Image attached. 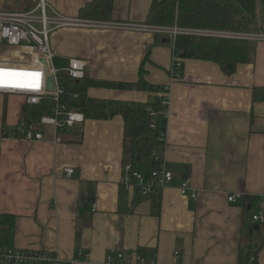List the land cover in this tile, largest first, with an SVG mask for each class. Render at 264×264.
I'll return each instance as SVG.
<instances>
[{"label": "crops", "instance_id": "1", "mask_svg": "<svg viewBox=\"0 0 264 264\" xmlns=\"http://www.w3.org/2000/svg\"><path fill=\"white\" fill-rule=\"evenodd\" d=\"M35 1L0 0V10L24 12ZM90 1L46 0L68 17H78ZM151 1L113 0L111 21L144 23ZM258 22L251 32H259ZM61 32L65 40L54 51L87 60L86 79L133 83L149 51L145 80L169 86L163 160L173 180L161 190L159 217L152 216L149 200L135 204V192L119 185L122 165L130 163L122 154L120 117L86 120L56 134L58 144L46 127L44 142L27 143L3 136L23 107L21 98L1 95L0 214L16 217L13 248L55 254L60 261L52 264H103L118 252L154 264H240L249 248L264 264V224L251 220L264 207V101L252 97L255 88L264 90V42H251L249 62L230 76L212 62L186 59L171 83L172 47L162 38ZM88 93L143 103L160 99L149 89ZM134 166L151 168L148 160ZM66 168L73 170L69 177ZM182 183L197 192L195 199L180 194ZM237 193L240 198L227 202Z\"/></svg>", "mask_w": 264, "mask_h": 264}, {"label": "built area", "instance_id": "2", "mask_svg": "<svg viewBox=\"0 0 264 264\" xmlns=\"http://www.w3.org/2000/svg\"><path fill=\"white\" fill-rule=\"evenodd\" d=\"M75 30L91 33H129L135 35H163L170 40L171 45L177 36L213 37L221 39L242 40L248 42H264V33H238L197 28L156 27L145 23L109 22L79 17H68L58 13L46 0H36L32 8L24 12L0 10V70L8 73L27 75H9L0 77V95L16 96L22 99L23 108L37 107L43 101L50 102L48 115H22L13 129L3 131V136L15 138L27 143H42L45 136L40 127L50 128L53 135L64 133L77 124L85 121L82 113L76 111L64 99L68 93L66 79L78 81L86 79L88 74L87 60L74 55L60 54L51 50L50 36L57 31ZM63 60L65 66L56 68L54 60ZM182 60L172 54L169 67V81L172 83L180 78ZM49 84L51 88H49ZM19 85V86H15ZM169 86L160 92L161 118L166 120L169 102ZM149 129L156 134L159 149H151L149 156L155 167L142 173L131 163L122 165L120 186L125 191H133L143 197L161 191L169 186L173 175L166 168L163 160L165 131L160 130L157 112L149 109ZM53 143H59L56 136ZM73 170L65 169L67 177ZM182 196L195 199L197 192L185 183L179 186ZM240 194L227 196V202L234 203ZM264 198V194H263ZM93 211L95 208H92ZM264 207L259 205L257 213L253 214V223L264 224ZM79 255V253L77 254ZM176 255V254H175ZM244 259L240 264H261L257 256L249 248L243 250ZM132 260V262H131ZM55 254H38L37 252L17 250L15 248H0V264H48L59 262ZM139 255L118 252L107 256L103 264H154Z\"/></svg>", "mask_w": 264, "mask_h": 264}, {"label": "trees", "instance_id": "3", "mask_svg": "<svg viewBox=\"0 0 264 264\" xmlns=\"http://www.w3.org/2000/svg\"><path fill=\"white\" fill-rule=\"evenodd\" d=\"M264 1V0H262ZM257 0H152L144 23L150 25L180 28H197L218 31L248 33L253 29L251 20L255 17ZM113 0H91L78 13L82 19L111 21ZM258 30L264 33V16L258 22ZM154 38H159L156 35ZM172 54L180 60L192 59L216 64L221 71L232 75L237 66L249 62L252 43L242 40L221 39L213 37H191L179 35L171 45ZM149 62V51L145 54L137 71V80L133 83H122L103 79H66L67 95L64 103L83 114L85 120L109 121L120 117L123 123L122 154L133 165L149 161V153L157 148L156 134L149 129V109L160 111V99L155 103L100 99L90 97V89L128 90L162 92L163 87L147 83L146 65ZM253 101H264V90H253ZM50 102L43 101L37 107L23 108L22 113L30 116L48 115ZM158 117L160 130H164L165 121ZM4 121V119H3ZM6 131V130H3ZM60 134V133H58ZM135 204L149 200L151 215L159 217L161 192L157 191L148 197L136 193ZM16 217L0 214V248H13L14 226ZM255 254V253H254ZM256 255V254H255Z\"/></svg>", "mask_w": 264, "mask_h": 264}, {"label": "rangeland", "instance_id": "4", "mask_svg": "<svg viewBox=\"0 0 264 264\" xmlns=\"http://www.w3.org/2000/svg\"><path fill=\"white\" fill-rule=\"evenodd\" d=\"M22 0H17V2H21ZM24 1H26V0H24ZM31 1V0H30ZM13 2H16V0H13ZM12 10H14V11H18V10H15V8H12ZM262 16H264V3H261V1L260 0H257V5H256V12H255V17L251 20V27H252V29H255L256 28V25H257V22H258V19L260 18V17H262ZM109 22H112V21H109ZM129 23H132V22H129ZM148 25H150V24H148ZM151 26H156V27H161V26H157V25H151ZM174 26V25H173ZM162 27H164V26H162ZM178 27V26H177ZM256 34H258V33H260V32H255ZM65 32H61V31H59V32H55V33H53L51 36H50V48H51V50H56V49H58V48H60L61 47V43L65 40ZM156 35H158V34H153V35H147V36H150V37H155ZM158 37L159 38H162L163 40L164 39H166V41L169 43V45L171 44L170 43V40L167 38V37H165V36H163V35H158ZM172 57V56H171ZM54 65H55V67L56 68H62V67H64L65 66V63H64V61L63 60H59L58 58H56L55 60H54ZM181 68H182V64H181ZM105 93V95H108L109 94V92L108 91H104ZM105 95H103L104 97H106ZM3 96V95H2ZM0 98H1V95H0ZM107 98H109V97H107ZM157 114H159L158 115V117H160V114H162L161 113V111H158L157 112ZM86 121V120H85ZM84 121V122H85ZM83 122V123H84ZM42 130H44V127H40ZM46 129V128H45ZM165 129H166V123H165ZM55 136H56V134H55ZM57 137V136H56ZM58 138V137H57ZM56 144H58V143H56ZM157 150L159 149V147H157L156 148ZM163 152H164V150H163ZM142 163V162H141ZM124 165V164H123ZM151 168H153V167H151ZM150 168V169H151ZM136 170H138V171H140V172H142V173H145V172H147V171H141L140 169H138V167L137 168H135ZM144 170H146V168H144ZM149 171V170H148ZM120 185V184H119ZM161 192V191H160ZM259 205V204H258ZM38 254H45V253H38ZM42 264H48L47 262H43Z\"/></svg>", "mask_w": 264, "mask_h": 264}, {"label": "snow or ice", "instance_id": "5", "mask_svg": "<svg viewBox=\"0 0 264 264\" xmlns=\"http://www.w3.org/2000/svg\"><path fill=\"white\" fill-rule=\"evenodd\" d=\"M9 75H27V74H21V73H8L3 70H0V77L9 76ZM19 86V85H15Z\"/></svg>", "mask_w": 264, "mask_h": 264}, {"label": "water", "instance_id": "6", "mask_svg": "<svg viewBox=\"0 0 264 264\" xmlns=\"http://www.w3.org/2000/svg\"><path fill=\"white\" fill-rule=\"evenodd\" d=\"M167 42L166 39L163 40V43ZM49 88H51V85L49 84Z\"/></svg>", "mask_w": 264, "mask_h": 264}, {"label": "bare ground", "instance_id": "7", "mask_svg": "<svg viewBox=\"0 0 264 264\" xmlns=\"http://www.w3.org/2000/svg\"><path fill=\"white\" fill-rule=\"evenodd\" d=\"M256 34V33H255Z\"/></svg>", "mask_w": 264, "mask_h": 264}]
</instances>
